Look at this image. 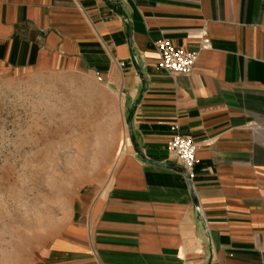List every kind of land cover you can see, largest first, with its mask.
I'll return each instance as SVG.
<instances>
[{"label":"crops","instance_id":"0c3cea01","mask_svg":"<svg viewBox=\"0 0 264 264\" xmlns=\"http://www.w3.org/2000/svg\"><path fill=\"white\" fill-rule=\"evenodd\" d=\"M160 41L198 54L191 75L158 69ZM0 69L85 72L119 100V161L42 264H264V0H0Z\"/></svg>","mask_w":264,"mask_h":264},{"label":"rangeland","instance_id":"374dc122","mask_svg":"<svg viewBox=\"0 0 264 264\" xmlns=\"http://www.w3.org/2000/svg\"><path fill=\"white\" fill-rule=\"evenodd\" d=\"M118 97L85 72L0 69V264H42L121 154Z\"/></svg>","mask_w":264,"mask_h":264},{"label":"built area","instance_id":"2783aa9c","mask_svg":"<svg viewBox=\"0 0 264 264\" xmlns=\"http://www.w3.org/2000/svg\"><path fill=\"white\" fill-rule=\"evenodd\" d=\"M156 49L160 56L157 65L159 70L169 76L186 77L191 75L198 58L197 53L175 47L168 41L158 42ZM117 65L123 66V63H117ZM172 132L173 136L168 144L170 157L181 165L192 183L195 178L194 168L198 162V147L190 138L182 136L177 126L172 128Z\"/></svg>","mask_w":264,"mask_h":264},{"label":"water","instance_id":"95a60500","mask_svg":"<svg viewBox=\"0 0 264 264\" xmlns=\"http://www.w3.org/2000/svg\"><path fill=\"white\" fill-rule=\"evenodd\" d=\"M184 175H185V177H186V179H187V181H188V183L190 184V187H191V182H190V180L188 179V176H187V174H186V173H184Z\"/></svg>","mask_w":264,"mask_h":264}]
</instances>
